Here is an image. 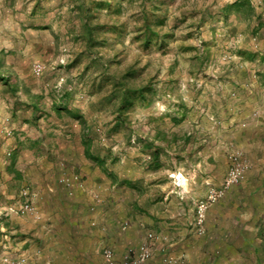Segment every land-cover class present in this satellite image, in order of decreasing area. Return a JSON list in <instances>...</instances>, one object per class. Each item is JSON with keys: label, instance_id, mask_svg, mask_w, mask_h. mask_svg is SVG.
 <instances>
[{"label": "rangeland", "instance_id": "374dc122", "mask_svg": "<svg viewBox=\"0 0 264 264\" xmlns=\"http://www.w3.org/2000/svg\"><path fill=\"white\" fill-rule=\"evenodd\" d=\"M84 4L92 9V23H110L99 34L103 42L93 47V57L105 61H94L87 53ZM146 22L152 28L147 34ZM262 46L264 0H0V62L4 73L10 70L21 86L16 99L0 82V162L5 160L8 165L14 154L17 161L23 156L22 149L14 146L30 127L32 136L43 133L47 145L58 136L73 139L71 128H81L78 120L50 118L52 101L68 87L72 91L70 107L89 123L93 153L107 158L106 170L100 168L104 173L110 171L114 177L126 169L129 157L148 165L151 150L146 140L150 139H154V146H161V155L156 167L149 169L170 170L171 178L172 161L192 156L196 159L194 154L202 143L209 145L210 153L224 155L230 169L234 155L248 159L233 140L237 64L264 62L259 54ZM105 62L117 74L135 67V82H148L155 88L153 100L132 109L127 123L119 129L113 127L116 113L105 98L111 82L100 76ZM39 66L40 71L36 69ZM37 95L43 97L36 114L39 118L30 122L32 112L22 101ZM16 106L17 112L10 116ZM172 130L177 131V141L167 142L164 138L171 140ZM188 145L191 147L186 151ZM48 150L38 146L40 156ZM3 172L0 264H10L11 260L25 264V257L19 256L26 236L24 224L12 217L28 214L12 213L9 207L21 203L24 189L30 191L34 205L37 194L31 182H10L6 175L11 173ZM221 186L211 184L209 192ZM205 199L197 205L195 224L199 234L207 231V212L203 231L198 224L199 205ZM3 221L11 222V226L6 227ZM178 239L176 235L174 241ZM184 248L172 246L178 257H187Z\"/></svg>", "mask_w": 264, "mask_h": 264}, {"label": "crops", "instance_id": "0c3cea01", "mask_svg": "<svg viewBox=\"0 0 264 264\" xmlns=\"http://www.w3.org/2000/svg\"><path fill=\"white\" fill-rule=\"evenodd\" d=\"M261 50L264 56V46ZM237 67L233 140L245 151L249 168L245 178L209 208L205 234L196 231L198 202L207 198L211 184H222L229 171L227 158L210 153L208 144L202 143L196 159L172 161V178L170 170L153 171L130 157L126 169L113 177L85 157L82 126L71 128L73 139L58 136L50 145L41 131L32 136L30 127L14 146L23 151L17 169L37 194L35 213L12 217L24 224L19 256L25 257V264H103L105 247H112L121 259L150 232L158 239L144 264H165V256L172 264H264V62H240ZM51 114L60 121H75L53 110ZM38 146L49 153L40 156ZM7 166L5 160L0 162L1 175ZM8 175L11 182L13 174ZM174 244L186 247L187 257H178Z\"/></svg>", "mask_w": 264, "mask_h": 264}, {"label": "trees", "instance_id": "16d2710c", "mask_svg": "<svg viewBox=\"0 0 264 264\" xmlns=\"http://www.w3.org/2000/svg\"><path fill=\"white\" fill-rule=\"evenodd\" d=\"M85 8V21H84V35H85V40L87 43V49L89 54L94 55L93 53V47L98 44L103 42L104 39H101L99 34L102 32L103 28H109L107 27L110 23H92V18H95L92 16L90 13H92V9L86 4L82 6V9ZM112 26V25H109ZM114 26V25H113ZM151 27L148 22H146L145 25V32L146 34L148 32H151ZM150 41V37H146V42L148 43ZM79 57V56H78ZM94 61H103L104 59H101L95 56L93 57ZM77 60V56H76ZM74 59L72 64L76 62ZM105 61V60H104ZM109 63L105 62L104 63V68L100 72V76L104 77L107 81H110V89L105 97L111 107L113 108V111L116 113V121L114 124V128H120L122 125H125L128 121V113L136 108L139 104L146 105L149 104L155 95V88L151 83H146V84H138L135 82L136 76L138 74V71H136L135 67H129L128 69L124 70L122 73L117 74L113 73L109 69ZM4 66L0 62V82L3 83V85L7 88L8 92L10 95L17 97V92L18 88H20V83L18 79H16L13 76V73L11 71H7V73H4ZM81 79L84 80V74L81 75ZM24 87V86H23ZM26 91V87H24ZM72 91L66 87L63 90V93L61 97L58 99H54L52 101V110L58 117H70L72 119H76L80 122L82 126V137H83V145H84V153L85 157L88 158L89 160L95 162L101 169L106 170V162L107 158L103 157L101 154H96L93 153L91 147H92V142L93 138H91L89 134V123L85 119L84 115H82L78 110H74L73 108L70 107L69 101L71 97ZM43 97L41 95L37 96H30V99L27 101H22L23 106L26 107L27 109H30L32 112V116L30 122L36 121L39 117L36 115L37 112L40 111L41 108V103H42ZM19 107H13V112L16 113ZM167 142H176L177 137L176 134L172 136V139H168L167 137L164 138ZM170 140V141H169ZM146 146L150 147L151 150V160L148 163V167H156L157 163L159 162V158L161 155V146H154V139L146 140ZM17 162V156L14 154L11 157V161L7 166V171L13 174V180H15L17 183H22L25 181L24 174L22 171L17 169L16 166ZM112 176L113 173L110 171L108 172ZM26 188V187H25ZM25 199V196L22 195L21 192V202ZM12 205H15L12 204ZM18 205V204H17ZM6 227L11 226V222L9 221H3ZM18 227V226H16ZM19 228V227H18Z\"/></svg>", "mask_w": 264, "mask_h": 264}, {"label": "built area", "instance_id": "2783aa9c", "mask_svg": "<svg viewBox=\"0 0 264 264\" xmlns=\"http://www.w3.org/2000/svg\"><path fill=\"white\" fill-rule=\"evenodd\" d=\"M37 70H41V67H37ZM241 154H236L233 156L232 165L229 169V172L222 183L221 187H215L210 190L207 198L202 201L199 205V221L198 224L201 227V230H204V223L206 218V212L209 206L213 203H216L230 187L240 183L246 176V172L249 168V163L241 157ZM23 196L25 199L18 205L10 206V212L16 213L18 215H25L29 213L36 212V206L31 201L30 191L24 189ZM158 239V236L154 232L148 234L147 240L141 243L136 247H130L125 252L124 256L119 259L117 257L116 251L112 247H105L103 250V264H144L153 256V247L155 240ZM24 260V259H23ZM21 260L10 261V264H20ZM165 264H172L173 260L165 256Z\"/></svg>", "mask_w": 264, "mask_h": 264}]
</instances>
